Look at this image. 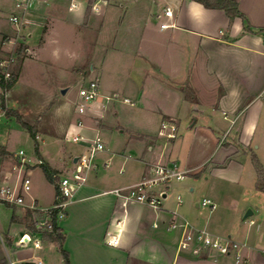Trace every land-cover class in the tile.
I'll return each instance as SVG.
<instances>
[{"label": "crops", "instance_id": "1", "mask_svg": "<svg viewBox=\"0 0 264 264\" xmlns=\"http://www.w3.org/2000/svg\"><path fill=\"white\" fill-rule=\"evenodd\" d=\"M235 1L252 27L264 28V0ZM93 4L96 8L93 9L92 5L85 25L92 35L93 57L99 52L108 53L115 48L114 40L118 37L109 27L112 25L115 28L119 22V29H114L119 33L126 22V16L142 17V27L148 31L154 29V20L161 19L157 29L165 32L163 40L168 55H153V58L141 56L137 74H130L126 81L110 83L100 89L102 95L118 94L117 100L121 96L134 98L140 103V110L154 115L151 118L153 124L137 125L139 130H130L126 138H117L118 144L113 147L104 142L105 149L96 156L97 168L91 171L87 183L79 187L70 198L65 209L66 215L58 220V225L65 236L63 247L69 254L71 264H236L232 255L214 250L201 249L194 252L179 249L182 229L179 226L172 228V224L175 220L181 222L183 219L213 234L231 236L246 244L244 255L248 259L247 264H264V214L259 210V206L264 205L261 196H264V191L257 187V172L250 177L256 189L254 197L260 199L256 209L251 207V216L256 213L258 215L248 224L234 220L231 225H225L228 211L223 206L217 209V205L211 208L197 202L194 208L192 202L181 198L180 192L185 187L181 183L156 187L157 191H163L159 207L143 203L124 205L116 195L109 192L149 176L150 162L159 159L179 162L183 169L189 170L185 179L190 176L198 180L205 172H210L230 183L245 186L242 183L245 168L238 157L248 151L257 155L250 147L257 130L261 126L264 128V103L259 100L264 93L263 35L244 30L245 22L241 17L230 18L225 10L208 8L196 0H95ZM87 5L88 0H34L30 9L23 10L17 6V0H0V12L7 10L8 16L16 14L23 20L20 28L18 26L16 30L10 31L0 29V35L4 38L18 33L23 38L26 51L21 65L35 56L44 60L39 54L42 48H38V52L36 44H33L35 34L42 32V39L37 42L38 45H45L47 34L56 30V22L80 28ZM167 5L174 8L173 19L163 13V7ZM119 7L124 9V15L119 13ZM162 22H174V25L161 28ZM53 40L56 43L55 39H51V42ZM56 48L54 45V60L62 57ZM12 49L11 43L1 46L0 57H7ZM65 51L66 56L74 57L75 53L67 49ZM183 53L185 59H180L177 55ZM182 64L187 66L186 71L178 67ZM194 66L198 68L199 84L211 82L212 86L211 103H201L196 94L202 107L195 111L191 106L195 97H190L183 86V82L188 81L193 87ZM20 74L17 71V79L7 97V107L23 116L16 109L17 99L11 94L19 85ZM52 96L46 93L44 107L52 105ZM132 101L135 105V101ZM114 103L111 100L106 104H94L90 114L84 117L91 132L97 131L100 134L106 126L109 113L115 110ZM182 110L194 115L189 125L190 136L179 137L177 134L170 140L159 137L162 122L170 118L177 121V114ZM206 111L202 126L208 132H200L199 115H206ZM114 114L117 115L116 110ZM12 118L15 117L1 114L0 124L11 125ZM226 125L234 130L232 138L224 142L217 139L218 136L213 138L212 134L224 130ZM67 130L71 136L83 129L77 124H70ZM38 132L37 129L36 134L39 136ZM121 132H124L123 129ZM52 145L55 147L52 146V150L46 154L38 145V151L35 147V157L21 165L17 155L21 149H10L7 137H2L0 131V146L8 151L6 155H0V185H15L22 174H34L37 167L42 169L44 176V183L40 179L36 185L35 177L30 175L32 185L30 192L25 194V203L15 205L0 200V264H10L11 261L24 264L26 261L39 260L43 264H65L59 243L32 229L40 213L29 206L35 202L39 207H49L57 197L55 184L47 178L43 166L36 165V158H42L55 172H68L84 145L76 143L79 152L66 147L62 149L56 143ZM188 186L191 191L194 190L191 184ZM246 208L247 205L241 213ZM242 219L247 218L243 216ZM108 231L118 235L119 245L106 243ZM29 234L40 237L41 247H31L30 241L27 244L21 243ZM42 247H45L44 250ZM51 249L59 253L60 263L48 257L47 253Z\"/></svg>", "mask_w": 264, "mask_h": 264}, {"label": "rangeland", "instance_id": "2", "mask_svg": "<svg viewBox=\"0 0 264 264\" xmlns=\"http://www.w3.org/2000/svg\"><path fill=\"white\" fill-rule=\"evenodd\" d=\"M118 10L120 14L124 15L123 8L119 7ZM88 14L89 13H86L80 28L76 26H65L56 22V30L47 34L48 40L45 45H38L39 43L37 42V40L42 39V32L35 34L33 44H36L37 51L38 48H42L41 50L39 49L40 52H38L44 57V60L35 56L34 59H28L24 65H21L22 61L20 59H22V57H19L13 65L14 72H16V74L17 71L19 74L21 73L19 85L11 91V94L17 99L15 104L16 109L23 114L22 116L19 113L24 119L31 123L33 131L38 129L39 139L37 141V138H35L14 115L15 118H12L10 121L11 125L5 126L0 124V131L2 137H7L10 149L16 151L22 149L30 159L35 157L37 142L40 148H43L44 154H46L47 151H51L52 146L55 147V145H52L54 143L61 145L62 149L66 147L73 152H79L80 149L78 145L71 141V139H67V137H70L67 128L70 124H76L78 119L82 117L76 111L79 90L82 86L87 85L91 80L96 78L99 81L100 89L102 86L110 85V83H121L122 81H126L130 74L135 75L138 73V62L141 60V56H151L153 58V55L156 57H167L168 55L167 45L163 40L165 32L157 29L161 19H153L154 21L152 24L154 29L148 31L142 27V17L126 16V22L123 27L120 28L121 31H119V33L115 32L116 28L119 29V22H117V25H113L115 28H113L112 25L109 27L113 30V34L118 37L116 41L114 40L115 48L108 51V53L104 52L105 55L99 52L96 57H93L92 35L89 29L85 27L88 23ZM8 15L9 12L7 10L5 12H0V29L2 31L16 30L18 28V25L9 20L10 16ZM100 37H103V33L100 34ZM51 39H55L56 43H54V40L51 42ZM22 40V37H17L15 50ZM2 41L3 37L0 35V47L3 46ZM54 45L55 48L60 46V49L56 48L62 55L60 59L54 60L55 58L52 54ZM116 46L120 48L117 49ZM65 49L75 53L74 57L66 56ZM177 56L180 59H185L184 53L178 54ZM178 67L186 71L185 68L187 66L182 64L181 66L178 65ZM197 69V66H194L192 76L193 87L191 84L189 85L188 81L183 82V86L190 97H195L197 94L198 99L202 101L201 103L207 105L211 103L212 100L210 93L212 88L211 82L200 85L197 80ZM61 82H63V84H60ZM67 87H69L67 92L63 94L62 90ZM192 88L194 89L192 90ZM46 93L53 95L51 101L54 102L52 105L48 104L44 107L47 98ZM123 99L124 96H121L119 100H113L115 101L113 105L116 106L115 110L117 111V115L114 114L115 110L113 109L114 111L109 113V117L105 122L106 126L100 131L103 141L108 142L111 147L118 144L117 138L128 137L130 130H139L137 125L141 127L147 124H153L151 118L154 115L140 110L141 106L138 101L131 98L136 103L135 105H131L123 102ZM259 100L264 103V93L259 97ZM201 103L195 97L191 105L192 110L195 111L202 107ZM205 114L206 115H199L201 126L198 131L200 132L207 131L202 126L204 125L203 118L207 116V111ZM177 117L179 118L177 120L179 128L177 134L179 137L184 135L188 138L191 133V131H189V125L194 119V115L191 116L189 112L182 110L181 113L177 114ZM227 125L224 130L212 134L213 138H217L216 136H218L217 139H220L222 142H224L225 139L230 140L234 130ZM121 129H123L124 132H121ZM250 149L257 154L256 156L264 168V128L262 126L257 130ZM252 156V153L248 151L246 154L241 153L238 157L245 168L242 176V183L245 184L244 187L230 183L223 177H218L210 172H205L198 180H194L189 176L183 181L174 180L171 183L173 186L178 183L185 184L183 191L180 192V196L183 200L188 199L192 202L194 208L196 203L199 202L201 204L204 198H209L216 203L217 209H220L222 206L226 207L228 211L226 214L228 221L225 222V225H231L234 220L235 222L238 221L240 224L243 222L248 224L249 221L258 214L256 213L255 216H251L245 220L242 218L247 210H252L251 207L255 208L256 205H259L258 203L260 200L254 197L256 189L252 186L253 182L251 177L257 170L253 163ZM95 162H97V159H95ZM42 173V169L37 167L34 174H30L35 177L36 185L39 184L40 179L42 183H44V176ZM188 184H191L194 190L191 191ZM38 187L39 186H37V188ZM261 196L264 199L263 194ZM246 205V210L241 213ZM259 210L264 214V205L259 206ZM29 245L33 246V242L30 241ZM44 248L45 247H42V250H44ZM47 254L51 260H55L58 263L61 262V257L55 249H51Z\"/></svg>", "mask_w": 264, "mask_h": 264}, {"label": "built area", "instance_id": "3", "mask_svg": "<svg viewBox=\"0 0 264 264\" xmlns=\"http://www.w3.org/2000/svg\"><path fill=\"white\" fill-rule=\"evenodd\" d=\"M34 4V0H17V6L23 10L30 9ZM70 6V8H72ZM96 5L93 4V9ZM163 13L169 19L174 18V8L171 5L163 7ZM12 23H15L19 28L23 25V20L20 16L14 14L9 17ZM174 22H162L161 28H167L173 26ZM18 33L15 36L3 38V45L11 43L13 46L12 51L7 57H0V96L6 100L9 95L11 84L14 82L15 74L13 65L16 61V42ZM118 98V94L102 95L100 92V86L98 79L91 80L87 85L82 86L79 90V99L76 105V111L82 116L77 121V126L83 129L67 139L75 143L84 145V149L79 153L74 161L73 167L68 172H53L54 184L57 189V197L55 202L49 207H39L33 202L29 207L40 213V216L35 218V222L39 226H44L49 219V215L57 210L58 220L66 215V206L72 198L74 192L81 186L87 183L91 171L97 168L95 162L96 156L100 151L105 149V143L101 135L96 132H91L90 127H87L84 121V117L90 114L93 110V106L96 103H108L111 100ZM125 103L134 105V102L130 98H124ZM5 114L3 107L0 104V115ZM88 129V131H87ZM178 125L177 121L173 118L164 120L158 132V136L165 138L166 140L173 139L177 136ZM39 136L36 134V138ZM17 155L20 158L21 165L29 163L31 159L27 157L24 150H19ZM45 161L42 158H36V165L43 166ZM151 173L149 176L144 177L139 182L118 187L109 192L116 195L124 205L128 203H143L153 207H159L163 191H157L156 187L169 185L172 181L184 180L189 170L183 169L179 162L175 160H154L150 162ZM105 165H108L105 163ZM17 168V166H15ZM32 180L28 172L20 176L19 182L15 185H0V200L10 204H23L25 203V194H28L31 190ZM202 205L215 208L216 204L209 198H204L201 202ZM158 226V224H155ZM179 226L182 229V234L178 242L179 249L192 250L199 252L201 249L214 250L220 254L232 255L236 264H247L248 259L244 255V249L246 244L239 242L231 238V236H222L211 233L205 228H198L194 226L190 221L183 219L181 222L175 220L172 224V228ZM45 229L50 230L51 225L48 224ZM29 241L33 242L35 248H39L42 245L40 237H35L32 234L27 235ZM106 243L109 245H119L120 239L112 231H108L106 234ZM14 264V262H10ZM37 264H43L41 260Z\"/></svg>", "mask_w": 264, "mask_h": 264}, {"label": "trees", "instance_id": "4", "mask_svg": "<svg viewBox=\"0 0 264 264\" xmlns=\"http://www.w3.org/2000/svg\"><path fill=\"white\" fill-rule=\"evenodd\" d=\"M94 1L95 0H88L86 13L90 12L92 4L94 3ZM196 1L202 3L204 6H206L208 8H219V9L225 10L230 18H235L237 16L241 17L245 22L244 30L254 32V33H260L264 37V28L255 29L254 27H252V25L249 23V21L247 20L245 15L239 10L238 3L235 0H196ZM25 51H26V45L22 42V43H20V45L16 49V57L17 58L23 57V54L25 53ZM16 79H17V74H15L14 82L11 84V87L15 83ZM0 98H1L0 104L3 107L5 114L8 116L14 115L16 117V119L27 130H29L31 132V134H33V136L36 138V131L35 130L33 131L31 123L29 121H27L26 119H24L16 111L9 109L7 107V103H6V100L3 97V95H1ZM38 150H39V148H38V142H37L36 143V151H38ZM7 153H8V151H6L3 147L0 146V155H6ZM252 159H253V163H254L256 170H257V182H256L257 187L264 191V168H263L261 162L259 161L258 157L255 154H253ZM43 169L45 171L47 178L51 182L54 183V178L52 176V173L54 172V170L52 168H50L46 163L43 165ZM48 224L51 225L50 230L45 229ZM32 227H33L32 229H34L35 231L43 234L44 236H47L48 238H50L52 240L57 241L59 243L61 253L65 259V264H71L69 254L63 247V242L65 239V236L62 232V229L58 225L57 210H54L53 213H51L49 215V219L45 223V228L42 225L41 226L37 225L36 222H35V226H32Z\"/></svg>", "mask_w": 264, "mask_h": 264}, {"label": "water", "instance_id": "5", "mask_svg": "<svg viewBox=\"0 0 264 264\" xmlns=\"http://www.w3.org/2000/svg\"><path fill=\"white\" fill-rule=\"evenodd\" d=\"M62 92L65 93V92H66V89H63ZM193 124H194V123H193ZM193 124H192V125H193ZM252 214H253V211H252L251 209H249V210H247V212L245 213L244 218H248V217L251 216ZM28 241H29V238H28V236L26 235V236L22 239L21 243H22V244H27ZM24 264H37V262H35V261H26Z\"/></svg>", "mask_w": 264, "mask_h": 264}]
</instances>
